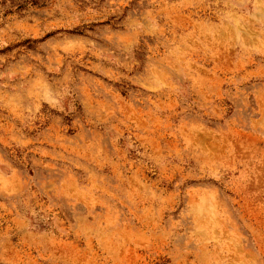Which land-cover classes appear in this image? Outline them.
I'll return each instance as SVG.
<instances>
[{
	"label": "rangeland",
	"instance_id": "obj_1",
	"mask_svg": "<svg viewBox=\"0 0 264 264\" xmlns=\"http://www.w3.org/2000/svg\"><path fill=\"white\" fill-rule=\"evenodd\" d=\"M0 264H264V0H0Z\"/></svg>",
	"mask_w": 264,
	"mask_h": 264
}]
</instances>
